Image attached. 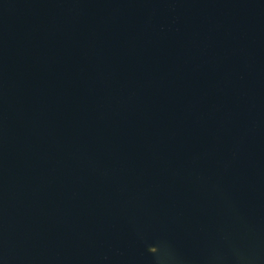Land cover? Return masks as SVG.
I'll list each match as a JSON object with an SVG mask.
<instances>
[{"label": "water", "instance_id": "1", "mask_svg": "<svg viewBox=\"0 0 264 264\" xmlns=\"http://www.w3.org/2000/svg\"><path fill=\"white\" fill-rule=\"evenodd\" d=\"M0 264H264V0H0Z\"/></svg>", "mask_w": 264, "mask_h": 264}, {"label": "flooded vegetation", "instance_id": "2", "mask_svg": "<svg viewBox=\"0 0 264 264\" xmlns=\"http://www.w3.org/2000/svg\"><path fill=\"white\" fill-rule=\"evenodd\" d=\"M2 147H3V176L2 182L4 184L5 189H12L15 183L14 173H13V159H14V137L13 134L11 137L8 135H4L2 139ZM9 148L11 149L12 157L9 159ZM11 167V171H10Z\"/></svg>", "mask_w": 264, "mask_h": 264}]
</instances>
